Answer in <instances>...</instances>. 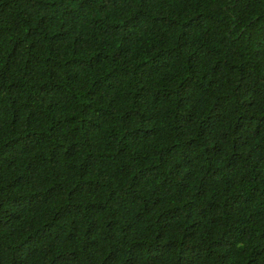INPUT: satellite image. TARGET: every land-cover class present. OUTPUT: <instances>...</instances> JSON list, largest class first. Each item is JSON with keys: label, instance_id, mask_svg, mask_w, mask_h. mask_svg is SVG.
Listing matches in <instances>:
<instances>
[{"label": "trees", "instance_id": "1", "mask_svg": "<svg viewBox=\"0 0 264 264\" xmlns=\"http://www.w3.org/2000/svg\"><path fill=\"white\" fill-rule=\"evenodd\" d=\"M0 264H264V0H0Z\"/></svg>", "mask_w": 264, "mask_h": 264}]
</instances>
